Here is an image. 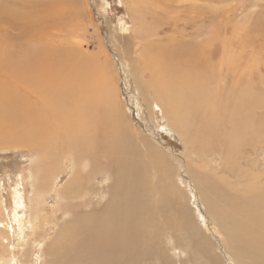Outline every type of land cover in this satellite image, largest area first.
Listing matches in <instances>:
<instances>
[{"label":"rangeland","instance_id":"374dc122","mask_svg":"<svg viewBox=\"0 0 264 264\" xmlns=\"http://www.w3.org/2000/svg\"><path fill=\"white\" fill-rule=\"evenodd\" d=\"M66 1L0 0V60L6 49L22 55L60 38H74L77 44L79 40L83 53L99 56L101 61L104 58L111 73V81L102 88L111 100L110 126L97 135L94 130L86 131L80 137L84 143L77 145L71 138L75 127H70L76 121L65 125L68 134L72 133L68 137L64 133L68 127L57 130L55 122L44 119L34 131L29 123L24 129L16 116L6 115L9 132L0 134V196L5 206L1 219L12 227L4 228L0 249L7 252L4 245L9 242L13 259L4 262L89 264V257H97L98 244L90 245L82 260L74 263L67 255L71 241L66 233L86 212L110 214L121 200L124 214L147 212L144 221L134 227L138 239L129 247L127 264H236L241 252H248L242 257L250 264L264 245L257 240L227 239L217 222L235 194L242 196L248 187H258L264 194V0H154L153 5L147 0H80L83 8L76 5V9L61 5L73 0ZM129 1L146 17L140 24L146 31L142 39L133 31ZM171 32L179 41H164ZM159 38L162 42L155 43V52L147 47ZM182 48L200 56L194 70L200 83H206L205 100L225 119L236 111L237 121L224 122L240 125L242 134L213 136L203 129L199 115L192 128L182 127L186 137L179 133L182 111L172 96L161 101L155 97V76H161L155 62L166 66L159 55L178 57ZM1 61L3 80L8 70ZM24 85L15 86L14 93L26 98ZM245 94L251 95L247 99ZM169 112L174 122L168 118ZM40 130L46 137L42 133L36 136ZM127 131L131 136L122 140L120 136ZM205 133L209 149L201 150L198 146L204 145ZM48 136H55L54 152L40 146ZM235 143L239 145L234 151L231 146ZM121 145L127 151L119 153ZM119 155L139 164L135 168L142 172L137 182H142L140 190L146 187L140 193L144 200L127 202L121 197L129 183L113 178L119 171L115 165ZM51 172L55 180L51 186L35 182V174L44 179ZM213 185L225 189L215 195ZM16 188L23 195L18 210L26 213V219L44 209L47 224L41 232H34L27 223L22 234L14 222ZM223 198L229 201L227 206ZM229 211L225 221L231 223L235 221L232 213L240 212L233 207ZM248 212L257 213L251 207ZM253 222V218L248 221ZM23 251L28 257H21Z\"/></svg>","mask_w":264,"mask_h":264},{"label":"bare ground","instance_id":"6f19581e","mask_svg":"<svg viewBox=\"0 0 264 264\" xmlns=\"http://www.w3.org/2000/svg\"><path fill=\"white\" fill-rule=\"evenodd\" d=\"M147 1L150 5H153L154 0ZM63 2L67 1L63 0ZM184 2L188 1L184 0ZM80 3V0H73L69 4L61 3V5H67L71 9H76V5H80V7L83 8V5L81 6ZM188 5L195 6L194 3H189ZM128 10L135 25L133 31L136 35L140 34L139 38H141L140 36L145 34L146 31L143 25L140 24L146 17L142 10L132 5L130 1ZM53 13L55 16V12ZM64 14L67 16L68 12ZM184 30L185 29L180 31L184 32ZM173 32L176 33V31ZM166 36L168 37L164 38V41H166L167 38L179 41L172 32ZM142 38L144 37L142 36ZM200 40L204 41V38ZM77 42L80 44L79 40H77ZM161 42V38L157 41H150L147 43V47H150L155 52V43ZM79 44L75 42L74 38H72V40L69 38H60L58 41L55 40L48 45L41 44V48L37 52L27 51L22 55L19 53V55H14L15 53L9 52L8 49L2 51L5 54L4 59L0 61L3 66L5 65L8 73L6 74L4 73L5 71H3L2 73L6 75L4 76L6 78L1 80L3 74L0 77V132H3L0 133L1 135L9 132V129L6 127L8 125L6 115L16 116L17 119L21 121V125L24 129H28L26 124L29 123V128L34 131L41 128L40 124L44 119L52 122V124L55 122L58 126V128L56 126L57 130L59 129L61 131L65 125L68 124L69 126L72 120L76 121L75 125L70 126L75 127L73 129L75 133L72 135V131H69L71 133L69 135L68 126H66L68 127L67 129L65 127L67 131L65 130L66 132L64 133H67L68 135L65 134V136L68 137L72 135L71 138L77 145L84 143V141H81L80 137L86 131L88 132L90 129L91 131L94 130L93 134L95 133V135H97L96 132L98 133V131H101L103 128L110 126L107 116L109 115L111 100L109 95L105 93L102 88L106 82L111 81L109 78L111 76L109 74L111 73L108 74L109 70L105 63L106 60L103 62L104 58L101 61L99 56L96 58L93 55H85L82 46ZM158 54L159 53H154L153 56H157ZM199 57L197 52L187 53L183 48L178 57L160 54L158 59L163 61L166 66L158 60L155 62L158 70L160 69L161 75L159 77L155 76L158 89V92L154 91L155 97L161 101L164 96H172L174 104L177 105V109L182 111L178 118L177 127L179 133L184 137H186V133L182 130V127L186 129L192 128L195 115H199V121L203 129L207 130V133L213 136L231 133L242 134L240 125H229L224 122V120L237 121L238 118L235 117V115H237L236 111L232 112L234 115L225 119L219 114L218 109L209 101L205 100L203 85L206 83H200V77L194 70V68H198L200 60L197 59H199ZM10 78L17 82L12 84ZM26 81L32 83V85H24ZM19 85L25 86L28 92L26 98L22 96L19 97L14 93L15 86ZM250 95L251 94H245L243 96L248 99ZM254 100L255 98L250 101L253 102ZM183 105L184 107L181 108ZM194 106L196 108H194ZM167 116L171 122H174L172 113H167ZM96 122L99 123V126H95ZM41 133L40 130L39 133H32V135L36 134L38 137ZM207 133H205V138H203L204 145L198 146L201 150L209 149L208 143H206L208 140ZM61 134L63 133L61 132ZM130 136L129 131H127L120 137L123 140ZM54 137L48 136V138H44V142H42L44 144L40 146L48 148L49 152H54L55 150L52 151L55 141V139H53ZM231 140L233 141L234 139L232 138ZM238 145L239 143H235L231 146V149L235 151ZM124 151L127 150L121 145L119 153ZM78 156H80V154ZM52 163L54 164V162ZM115 165L118 166L119 169L118 172L113 173L115 182L122 179L125 180L123 181L125 184L129 183L124 191L126 195L121 194V197L127 202L144 200L146 198L145 195H141L140 193L144 191L146 187L140 190L142 182L141 180L139 183L137 182L138 175L141 176L142 172H139L135 168L139 164L130 159H123L119 155L118 162ZM51 166L53 165L51 164ZM51 171L53 172V170ZM52 172L48 173L44 179L37 178L35 174V182L37 181V183L42 186H51L55 181L52 179V176L54 177ZM74 173L76 174V171ZM253 179L254 177H252L249 182L251 183ZM38 187L40 188V186ZM71 188L72 184H69L68 189L70 190ZM128 188H130L129 191ZM38 189H36V192L39 191ZM223 189L225 188L220 185L212 186V191L215 195H218ZM22 196L20 190L17 189V192L13 196L15 206L13 215L14 222H16L22 234L26 232L27 223L31 225L34 232H41L44 229V225L47 224L45 222L47 219L44 209L42 208L35 216L31 217L29 214L30 216L26 219V213L20 214L18 210V208L23 206ZM2 200L0 196V241L4 238V228L6 227L9 229V227H12V224L8 222L4 224L1 219L2 215L5 213V206ZM223 200L227 206L229 201L224 198ZM230 207H233L234 211L240 212V214L236 212L232 213L234 215L232 221H235L231 223L225 221L227 214L230 212ZM250 207L256 210L257 213H249L248 210ZM225 209L224 215L220 218L219 222H217L221 226V231L225 238L229 236L227 239H236L246 242L257 240V242L262 243L261 245H264V194L260 188L248 187L240 197L235 194L227 207V211ZM124 210L125 207L123 202L117 200L113 212L110 214H106L104 210L98 212L96 215H94L92 211L84 212L85 214H83L82 218L77 220L66 233L71 241L68 247V249L70 248L67 254L68 257L72 259L74 263H79L86 255V250L91 248L90 245L94 246L97 243V257H89L86 263L94 264L101 255L97 264H127L125 261L130 253L129 247L138 239V231H136L134 227H136L138 222L144 221L147 212L145 215H135V213L124 214ZM251 218H253L254 222L248 223ZM146 230L147 228L144 229V231ZM116 237L118 238L116 239ZM4 247H6L8 251L5 252V250L2 251L0 249V264H6L4 261L13 259V250L10 243L7 242ZM241 253L242 255L248 256V252ZM242 255L236 256V264L247 263ZM21 257H28V253L23 251ZM262 259H264V246L257 249L255 259L251 261L250 264H264ZM210 260L214 262L213 259Z\"/></svg>","mask_w":264,"mask_h":264}]
</instances>
